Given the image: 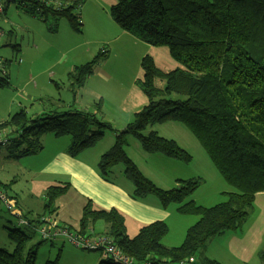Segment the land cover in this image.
<instances>
[{
  "label": "trees",
  "instance_id": "16d2710c",
  "mask_svg": "<svg viewBox=\"0 0 264 264\" xmlns=\"http://www.w3.org/2000/svg\"><path fill=\"white\" fill-rule=\"evenodd\" d=\"M9 2L31 6L44 17L66 19L75 31L80 28L74 9L81 0L59 6L46 0H7L5 9ZM109 14L121 30L138 41L166 47L182 69L163 73L150 57L142 59L139 84L147 105L116 134L115 144L100 158L99 175L107 180L111 170L121 164L125 179L132 185L133 199L154 196L163 209L177 205L180 215L196 216L197 221L187 229L179 246L166 247L162 244L168 234L165 222L145 225L129 237L118 211L93 210L87 204L77 231L110 238L134 264H178L190 258L193 264H220L203 255L208 242L227 232L241 233L254 213L255 194L264 192V0H118ZM101 55L75 68L68 77L75 73L77 86H81ZM156 79L164 81V89L155 86ZM4 84L0 79V86ZM172 94L181 99H169ZM168 121L180 122L190 130L230 186L217 205L203 208L187 200L201 185L200 179L179 180L174 189L161 190L126 156L125 137L133 135L144 152L188 163L190 155L176 142L155 132L142 135L148 126ZM106 128L95 117L79 111L30 118L26 109H21L0 124V131L13 135L9 142L19 148L18 156L40 151L42 136L51 133L56 138L69 137L67 154L76 157L102 138ZM66 189H47L45 211ZM99 222L104 228L95 233ZM6 231L13 251L0 248V264H34L39 243H31L35 234L20 228ZM256 259L264 264V238ZM97 264L114 263L101 259Z\"/></svg>",
  "mask_w": 264,
  "mask_h": 264
},
{
  "label": "rangeland",
  "instance_id": "374dc122",
  "mask_svg": "<svg viewBox=\"0 0 264 264\" xmlns=\"http://www.w3.org/2000/svg\"><path fill=\"white\" fill-rule=\"evenodd\" d=\"M117 1L81 0L74 9L81 22L78 31L73 30L66 19L55 20L52 15L44 17L40 10L15 2H9L4 15H0V28L3 31L0 60L5 71L0 79L6 82L0 86V124L21 109H26L30 118L36 117V111L45 114L79 111L95 117L109 128L104 130L102 138L92 147L72 158L93 165L100 178L98 163L101 156L111 150L116 134L123 132L133 121L135 114L147 105L139 84L143 76L142 59L150 57L156 68L163 73L182 69L181 64L170 58L166 47L149 46L120 29L109 14V9ZM46 2L54 6L64 4L60 0ZM101 53L104 56H100L92 73L81 86H77L75 73L73 78H69L68 73L92 62ZM154 84L157 88L164 89L163 80L156 79ZM40 97H47V100L39 103L36 100ZM169 99L181 97L172 94ZM151 132L176 142L190 155L191 160L186 164L176 160L177 163H172L174 161H167L164 159L167 157L161 154L145 153L137 137L128 135L125 137L123 150L140 174L165 191L174 189L179 181L177 179L198 178L201 185L189 197L195 199L194 204L209 208L220 203L221 194L224 193L222 191H230L231 188L190 130L180 122L168 121L148 126L142 135L146 136ZM47 134L54 138L57 149H62L67 154L71 139L65 136L55 139L51 133ZM47 134L42 136L41 145ZM12 136L8 130L0 131V188L3 191L5 189L7 196L15 194L18 202L30 209L28 214L47 213L50 215L49 220L58 224L61 222L70 230L78 232L83 208L87 204L93 210L98 207L74 188L70 178L47 173L44 169L47 162H38L34 158L42 149L32 155L18 156L19 148H14L9 142ZM24 147H20V150ZM123 172L124 166L119 164L104 181L120 186L126 182L125 185L130 189L132 185L125 179ZM62 181L65 184H61ZM52 186H67V189L45 211V194ZM0 216V248L12 252L13 244L7 238L6 229H13V223H6L5 220L12 221L13 216H10L1 203ZM183 216L197 218L193 215ZM44 217H37L35 220ZM136 225L138 224L131 222V231ZM166 225L170 227L169 234L162 241L172 245L176 243L173 237L178 240L179 232L174 233L175 223L172 224L171 220ZM103 228L104 224L99 222L94 226L95 233ZM22 231L28 232L25 228ZM128 233L133 236L134 232L128 230ZM31 243H38L34 264H94L92 257L98 253L77 249L64 238L41 242L36 236ZM180 244L181 242L174 247Z\"/></svg>",
  "mask_w": 264,
  "mask_h": 264
},
{
  "label": "crops",
  "instance_id": "0c3cea01",
  "mask_svg": "<svg viewBox=\"0 0 264 264\" xmlns=\"http://www.w3.org/2000/svg\"><path fill=\"white\" fill-rule=\"evenodd\" d=\"M60 1L69 3L71 0ZM7 8L8 6L6 7V9ZM4 13L2 14V16L4 15ZM47 97H40L36 101H39V103L44 102V100H47ZM40 112L41 111H36V113H34V116L44 114ZM55 139L58 138L55 137ZM44 140L46 142H43L42 150L38 153V155L34 156L35 160L38 162H47L44 167V169L48 171L47 173L59 174L58 176H62V178H70V182L72 183L74 188L80 191L81 194L83 193L86 197L92 200L95 206L98 207V210L108 211L114 209L119 211L123 216L126 233L129 237H133L134 235H136L139 229L145 225L151 224L156 221H163L168 224V221L171 220L172 224L175 223L174 233H176L177 231L179 232L178 240L173 237L176 243L171 245L170 242L164 244L162 241V244L166 247H174L179 242L182 243L187 229L197 221V218L195 217L180 215L177 212V205L172 204L166 209H163L160 206L157 198H155L154 196H148L144 199H133V188L131 186L129 189V186L127 187V185H125L126 182H124L123 186H120L113 182L109 183L102 180L98 176V173L95 171L93 165H87L86 163L82 162L81 159L72 158L68 154H66V151L57 149L54 138H50V136H48L47 134ZM164 159H166L167 161L172 160H169V158ZM172 161V163H177L175 162V160ZM178 180L181 179H177V181ZM63 182L64 181L60 183L65 184ZM3 192H6L5 189ZM9 197L14 201L16 208L21 212L22 216L29 221H35L37 217L41 216H45L47 218L50 216L47 213L33 215L28 214L30 213V209L22 206L18 202L15 194L13 196L9 195ZM189 201L196 202L194 198H189ZM1 218L2 217L0 216V219ZM12 219V221L5 220V222L10 224L13 223V229L19 228L17 226L16 220L13 217ZM131 222L138 224L133 231H131ZM60 225L66 226L62 223ZM169 229L170 227L168 225V234ZM128 230H130V232H134L132 233L133 236L129 235ZM167 235L165 236V238L167 237ZM263 238L264 192H259L254 196V213L248 220L241 233L227 232L216 236L208 242L206 248L204 249L203 255L211 260L219 262L220 264H260V262L256 259V254L263 242ZM92 260L94 261V264L99 263L101 260L100 254L97 253L96 255H94V257H92Z\"/></svg>",
  "mask_w": 264,
  "mask_h": 264
},
{
  "label": "built area",
  "instance_id": "2783aa9c",
  "mask_svg": "<svg viewBox=\"0 0 264 264\" xmlns=\"http://www.w3.org/2000/svg\"><path fill=\"white\" fill-rule=\"evenodd\" d=\"M6 1L7 0H0V15L5 10ZM1 38L2 31L0 29V44ZM1 74H5V71L4 64L0 60V75ZM0 203L4 206L5 210L16 219L19 228H25L35 234L40 240L53 241L58 238H64L77 249L98 252L103 260H109L114 264H134V261L125 256L121 249L114 244L113 240L106 236L79 234L76 231L59 225L58 222L54 220H49L47 217L39 218L38 222L29 221L15 208L14 201L2 190H0ZM193 262V258H190L178 264H193Z\"/></svg>",
  "mask_w": 264,
  "mask_h": 264
}]
</instances>
